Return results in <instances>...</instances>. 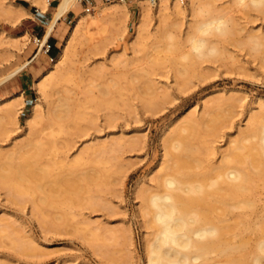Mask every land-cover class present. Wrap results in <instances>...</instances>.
I'll return each mask as SVG.
<instances>
[{
    "label": "rangeland",
    "instance_id": "obj_1",
    "mask_svg": "<svg viewBox=\"0 0 264 264\" xmlns=\"http://www.w3.org/2000/svg\"><path fill=\"white\" fill-rule=\"evenodd\" d=\"M59 1L50 0L43 10L34 0H0V79L35 57L41 47L35 38H43L53 23ZM116 1L77 0L54 23L48 41L57 43L56 51L43 50L0 86V98L20 96L15 104L17 116H7L0 122V166L13 156L21 162L25 154L33 155L41 150L33 179L23 183L22 199L11 198V182L0 180V222L10 221L13 226V231L5 230L0 235V263L146 264L144 237L152 228L146 223L141 192L160 188L158 179L161 176L163 179L167 164L164 147L176 142V131L191 120L202 121L197 136L189 139L195 151L190 157L191 169L185 172L191 173L189 180L193 182H206L221 170L223 155L229 154L248 128L264 118V7L256 9L248 0L246 5L237 0H211V11L203 15L209 17L219 12L229 17L233 33L220 40L211 36L221 52L204 58L186 57L191 49L186 35L194 20L188 12L189 0H181L185 13L176 14L167 9L161 18L154 4L147 6L148 0H126L129 13L103 22L105 31L91 25L88 31L71 35L87 7L92 12L98 3ZM17 4L24 5L29 15L18 10ZM163 18L166 20L162 21ZM250 33L262 37L260 51L251 48ZM86 34L92 38L88 39ZM65 40L75 45L72 77H77L70 84L50 86L48 98L44 99L35 81L52 66L51 57L62 50ZM119 59L124 60L120 62L122 65ZM185 68L187 73L183 74ZM76 79L83 82L77 81L78 85ZM71 85L79 88L73 90ZM62 88L68 94L73 93L72 96L77 95L70 96L75 105L70 98L68 102L73 109L83 103L80 107L88 110L84 115L91 122L84 116L81 126L75 127L71 116L53 122L57 125L43 120L40 123L38 119L29 128L34 100L42 98V108L47 111L49 106L57 104L58 96L67 94L58 93ZM82 89L85 94L77 92ZM105 89L110 92L106 93L108 99L103 97H106ZM98 98L108 100L106 106L99 107ZM93 102L101 109L95 108ZM113 102L117 104L114 107ZM216 113L215 129H211L204 122ZM116 138L126 139L118 150L95 153L91 149ZM21 147L26 151L24 155L18 152ZM174 163L175 171H180L181 167ZM245 166L252 171V179L244 198L254 201V206L231 208L230 215L241 212L247 225L239 248L229 249L227 253L243 259L254 253L260 235L254 227H261L264 219V173L256 174L253 164ZM43 171L45 176L41 174Z\"/></svg>",
    "mask_w": 264,
    "mask_h": 264
},
{
    "label": "bare ground",
    "instance_id": "obj_2",
    "mask_svg": "<svg viewBox=\"0 0 264 264\" xmlns=\"http://www.w3.org/2000/svg\"><path fill=\"white\" fill-rule=\"evenodd\" d=\"M34 1L37 2L38 5H40V8L42 7L43 10L46 9L50 4V0H34ZM246 1L247 0H237V2L239 3H245L244 5H246V3L249 1V4H251L252 7L253 6L257 7L256 9L264 7V0H248L247 2ZM76 2L77 0H60L58 2L56 6L54 21H52L53 23L48 27V31L45 37L43 36L44 38L42 39V42L40 44L41 48L45 45L47 41V35L52 30L54 23L66 11H68ZM148 2H149V4L147 5L148 7L151 4H154L156 6L158 14L161 13L160 18L162 16L164 17L165 15L164 12L167 9H169L172 13H176V14H183L186 12L184 6L182 5L181 0H171L170 4L168 0H148ZM212 6L213 3L211 0H189L188 12L191 15V18L193 17L194 20L193 18L191 19L193 20V24L191 25L189 24L190 27L186 35V40H188V43H190L189 45L191 47L189 51L190 53L186 55L187 58L194 59L195 57L204 58L208 56L209 57L217 56L221 51L219 46L215 42V39L212 40L213 37L219 38L218 40H220L222 36H226L229 33H233L231 32L233 30L230 24L231 20L229 17H225V15L219 12L217 14L212 13L209 17H205L203 15L211 11ZM16 7L22 13H26L27 15H29L28 14L29 11L24 5L17 4ZM89 11L86 10V12L81 13L79 19L76 22L74 31L72 30L73 32L71 33V35L81 31L83 32V30L88 31V28L91 25L98 26L99 29L102 30L103 32L106 30V27L102 26L103 22H105L108 19H115L121 16L123 17L129 13L126 0H117L112 4L98 3L94 5V10L92 12ZM17 13L18 11L16 12V15ZM201 15H203V17L198 18ZM12 20H14L13 17ZM164 20H166V18L162 19V21ZM189 23H192V21H190ZM140 31L138 29L137 32L141 33ZM138 35L136 36L138 37ZM211 36L213 37L211 38ZM249 36H250L251 48L254 49L255 51H260L261 45L263 43L262 37L259 36V34L257 33H253ZM79 37H77V39ZM90 38L88 37V39ZM170 38H173L171 34H170ZM1 39H3L4 41V38ZM17 39H20V37ZM13 41L14 40H12V42ZM247 43H249V39L246 42V44ZM10 44H12L13 46V43ZM169 44L172 47L174 46L173 45L174 43L172 42ZM73 46L75 45H73L71 41L70 42L66 41L62 50L60 49L61 51L56 56L51 58V60L53 61L52 66L48 69L47 72H45L41 77H39L37 81H35L36 86L38 85L44 99L48 98L47 90L50 86L64 82H67L66 84H68L70 81H72V78L75 79L77 77V76L72 77V73H73L72 63L73 60L75 59L74 54H76V52L74 53L75 49L73 51ZM98 47H100V45H98ZM120 62L124 63V60L119 59L118 63ZM28 63L29 61L26 63L24 62V64L16 68L15 71L11 73L8 72L9 74L6 76L4 75V77L0 79V85H2L10 78H12L14 75H16L25 66H27ZM186 71L187 68H185L181 72L185 74ZM80 74H82V72ZM144 76L145 75H143L142 77ZM77 81H79V83L83 82V80L81 81V79L78 80L76 79L75 82L77 83ZM79 83L77 84L79 85ZM77 84L76 86H78ZM117 84L119 85L120 83ZM115 85L116 82L114 86ZM71 86L73 87V90L76 87L73 85ZM148 86L151 87L150 82H148ZM78 88L76 87V89ZM83 89L77 90V92L81 91L83 94H85L84 93L85 90L83 91ZM100 89L103 90L102 88ZM66 90L68 89L66 88ZM66 90L63 91L62 88V90H58V93L60 94L61 91V93L67 92L68 94L69 92ZM107 90L108 89H105L103 93L105 94L110 93L107 92ZM75 92L76 90L74 91V93ZM103 93H101L102 96L105 95ZM65 94L66 93L58 96L59 99L58 102H56L57 104H54L53 106H49L47 111H44L42 108V104H41L42 98L40 99L38 98L34 100L35 102L33 105V110L28 119L29 126L28 125L27 126L32 129L34 124L36 122H39L38 119H40V123L43 120L45 123L51 125L53 122H55L58 119H65L67 117L70 118L71 116L73 119L71 118L70 119L73 122H75L74 126L80 127L81 125H79V123L81 124L82 122L81 120L85 116L84 112L88 110L84 111L82 109L83 103L81 104L82 107H80L81 105H78L76 106L75 109H73L72 108L73 106L71 105L70 102H72V104L74 103L76 104V101L75 102L72 101L71 97L74 98L77 97V95L74 94V96H72L73 93L71 94V92H70L71 95L68 94L69 96ZM83 94L80 93V95L82 96ZM88 94L89 93H87L86 96ZM80 95L78 94V98ZM107 95L109 94H106V97L105 96L103 97L108 99ZM18 97L20 96H8V97L2 96L0 98V122L2 118H5L7 116L9 117L15 116L16 109H18L16 108ZM98 97H100V95ZM69 98L71 99L70 102H68ZM91 98L92 99L94 98L93 95ZM21 99L23 100V97ZM84 99L82 102H84ZM100 99L101 98L97 99V101L98 100L100 101L99 104L97 103V105H100L99 107H101L103 104L108 102V100L107 102L105 101L106 99L102 101ZM92 105H94L95 107L96 103L93 102ZM108 105L107 108L109 107ZM115 105L117 104L113 102L112 107H114ZM89 106H91V104ZM96 107L98 109L102 108V107L99 108L98 106ZM73 110L74 112L72 113ZM94 115L95 114L93 113V116ZM93 116H91V118ZM217 116H218L217 113L215 115H212L207 120V123L203 121L204 124L208 125L211 129H215ZM85 117H87V119L89 120V117L87 115ZM93 118L92 121L95 122ZM15 119L16 118H14V121ZM87 119L86 122H88ZM90 122L88 123L92 125L93 123ZM201 122H202L201 120H191L187 126L183 128H179L176 131L175 133L176 142L171 143L169 145H165L164 147L165 155L167 158L166 159L167 164H165V169H164L165 170L164 173L166 174L163 176V179H161L162 176L159 177L158 179V186L160 188L152 190L149 193H147L148 191L147 189L141 192L142 199L144 202V212L145 214H147L146 223L149 227L152 228V231L150 232L151 235L147 234L144 237L145 262L146 264H264V219L261 227H256V228L254 227V230H256L257 233L259 232L258 234L260 235L258 236L259 238H257L256 240L255 249L253 248L254 253L250 258L243 259L242 257L239 256L227 255L229 249L239 248L243 230L246 228L244 226L247 225V223L242 219L241 212H235L234 216L230 215L232 211L231 208L241 209L242 207L245 206L246 207L254 206V201L250 199L247 200L246 198H244L245 192L250 188L249 184L252 179V171H249V169L246 168L247 166H245V164H253L257 168L255 173L258 175H262L264 173V118L259 123L257 124L255 123L254 127L248 128L243 133L242 139H240L238 142L236 141V146H234L231 149L229 154L223 155L225 159L223 161V164L219 166L221 170L216 175L212 176L211 180L208 181L207 179L206 182L208 181V183L203 182V180L202 181L197 180V182H193L189 180V177L192 176L191 173L190 172L187 173L192 163L190 158L191 154H193L195 151V148L190 143L189 139H191V137L197 136L198 134L197 128ZM62 124L63 123H61L60 125ZM69 124L73 125V123L71 122ZM86 127L88 126H85V128ZM59 130L61 132V128ZM64 131L66 132L67 130ZM184 131H187L188 134L185 135L183 133ZM125 140L126 139L116 138L111 140L110 142L99 143L91 147V149L92 151L94 150L95 153H105L110 150H118L120 149V147L124 145ZM244 141H250V142L244 143ZM23 148L24 147H21L18 150V152H21V155L22 154L24 155L26 153V151L23 150ZM241 150H246V153L242 152ZM40 151L41 150L37 151L33 155L25 154L24 155L25 158L21 162L16 161L14 159V156L12 157L11 155L12 158H10V161H8V163L4 166L3 165L0 166V180L4 182H11V186L9 187V194L11 198L13 199L15 198L17 200L24 195L25 186L23 185V183L26 181L30 182L33 179V178L31 179V177L34 175L33 173L34 169L36 170L35 166L37 165V156L40 153ZM170 160L172 161L174 160L176 165L181 167L180 171H175L174 166L172 165L174 162L172 163L170 162ZM213 169L214 168H212V170ZM45 172L46 171H43L41 173L42 176H45ZM200 175H202V173H200ZM206 177L208 178L207 175ZM37 187L41 188V185H37ZM26 188L28 187L26 186ZM43 201H45V199H43ZM231 217H233V219ZM0 225L2 226L0 227V235H2L3 231L5 230L13 231L12 228L13 226L10 221L0 222ZM247 228H249V226H247ZM0 264H4V263H0Z\"/></svg>",
    "mask_w": 264,
    "mask_h": 264
},
{
    "label": "crops",
    "instance_id": "obj_3",
    "mask_svg": "<svg viewBox=\"0 0 264 264\" xmlns=\"http://www.w3.org/2000/svg\"><path fill=\"white\" fill-rule=\"evenodd\" d=\"M76 3H77V2H76ZM76 3H75V4H76ZM75 4H74V5H75ZM74 5H73V6H74ZM47 31H48V28L46 29V31H45V33H44V35H43L44 37H45V35L47 34ZM52 31H53V28H52V30L49 32V34L47 35V41H48V39L50 38V36H51V34H52ZM44 37H43V38H44ZM49 40H50V39H49ZM47 41H46V42H47ZM50 43L52 44V48H53V49H52V50H53L52 52L54 53V51H56V48H57L58 45H57L56 42H54V40L50 41ZM45 44H46V43H45ZM40 49H42V50H40ZM43 50H44V47H43V48L39 47L37 54L35 55V57H34L32 60L29 61V63H30L31 61H33V60H34V59H35V58H36V57H37V56H38ZM52 57H54V56H52ZM52 57H51V58H52ZM29 63H28V64H29ZM25 67H26V66H25ZM3 84H4V83H3ZM0 86H1V85H0Z\"/></svg>",
    "mask_w": 264,
    "mask_h": 264
},
{
    "label": "built area",
    "instance_id": "obj_4",
    "mask_svg": "<svg viewBox=\"0 0 264 264\" xmlns=\"http://www.w3.org/2000/svg\"><path fill=\"white\" fill-rule=\"evenodd\" d=\"M86 10L89 11L90 8L87 7ZM42 39H43V38H42V37H39V36H36V38H35V41H36V43H37L39 46H40V44H41V42H42ZM51 48H52V44H51L49 41H47L46 44L44 45V51H45L46 53H48V52H50Z\"/></svg>",
    "mask_w": 264,
    "mask_h": 264
}]
</instances>
